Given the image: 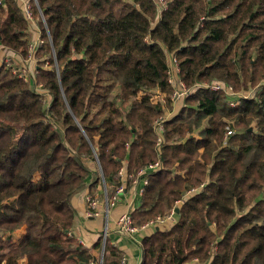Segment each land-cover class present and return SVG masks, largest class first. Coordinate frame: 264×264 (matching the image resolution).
I'll list each match as a JSON object with an SVG mask.
<instances>
[{
  "label": "trees",
  "instance_id": "16d2710c",
  "mask_svg": "<svg viewBox=\"0 0 264 264\" xmlns=\"http://www.w3.org/2000/svg\"><path fill=\"white\" fill-rule=\"evenodd\" d=\"M166 1L157 18L154 0H29L43 40L34 78L0 64V264H121L109 237L100 262L73 235L72 199L103 197L104 183L112 195L122 168L157 160L133 222L179 211L143 237L141 264H264V0ZM29 38L22 5L0 0V47L26 60ZM169 53L189 88L255 94L198 87L157 148L155 121L175 103Z\"/></svg>",
  "mask_w": 264,
  "mask_h": 264
},
{
  "label": "built area",
  "instance_id": "2783aa9c",
  "mask_svg": "<svg viewBox=\"0 0 264 264\" xmlns=\"http://www.w3.org/2000/svg\"><path fill=\"white\" fill-rule=\"evenodd\" d=\"M37 2V0H35ZM154 2L156 3L157 9H158V17L157 18H161L163 11L167 8V1L166 0H154ZM22 10L23 13L25 15V17L28 19V21L33 22L35 21V18L33 16L32 13V9H31V4L29 1L24 2V4H22ZM43 21H45V18L42 16ZM42 38L41 36L38 37V39L36 41H31L30 42V56L28 59L24 60L22 59V61H24L25 64H23V69L22 72L20 70L17 69V67L15 65H13L14 63H12L11 60H9V57L6 55H9V51L6 47L1 46L0 47V56L1 53H3V57L0 61V64H2L3 62H6L7 64H11L14 68V72L20 74V76H22L25 80H32L34 78L31 76L30 78L28 77V74L25 73V68H26V62L27 60H32V53L34 51H36L38 45L40 43H42ZM6 52V53H5ZM15 54V53H14ZM14 54L12 56H14ZM16 56V55H15ZM169 59H168V82L174 87V91L172 94V98L174 99L175 103L177 101H181L183 100L185 97H187L188 95H190L193 91H195L198 87H205V88H209V89H213V90H224L228 95L231 96H235L237 93H235L233 91V88L230 85H227L223 82H212L211 83H198L196 84L193 88H189L186 84V82L182 79L181 77V66H180V62L178 60V57L175 53H169L168 55ZM231 105H234L235 102L231 101L230 102ZM170 113V111H168ZM167 114V113H166ZM163 115L160 116L156 121H155V130L157 133V148H160L161 144L164 141V123L165 120L169 118V116L167 115ZM233 132L232 130H228L226 133V136L231 135ZM162 168V162L160 160H157L155 162L149 163L148 165H146L145 167H143L142 169H140L136 174H127V171L125 170V168H122L120 170V175L123 176V178L126 179V181L121 185H119L116 189V191L110 195L107 189L106 184L104 183V193H103V197L102 200L98 195H86V203H87V212L89 215L91 216H99L101 214V211L99 209V205L100 202L102 201L104 203V209H105V213L108 217L109 212L111 210V208L116 207L121 199V196L123 193H125L127 191L126 188V182H127V178H131L132 179V187L135 189L134 193L135 196H138L141 198V196L144 193L145 190V186L149 183V179H148V174L153 172V171H157L159 169ZM176 216V211L175 209H172L167 215L164 216H160L158 215L155 219L147 222L145 224L144 227L146 226H156V225H160V224H165L167 221H171L174 220ZM141 228L138 227L137 225L134 224L132 216L130 214V211H126L124 212L118 220V231L120 233L123 234H128L134 237L135 234H137V232L140 230ZM109 237V227H108V223L105 227V230L103 231L102 234V238H103V249L101 252V262H102V258H103V254H104V245L106 243L107 238ZM121 264H126V257L125 255H123Z\"/></svg>",
  "mask_w": 264,
  "mask_h": 264
},
{
  "label": "crops",
  "instance_id": "0c3cea01",
  "mask_svg": "<svg viewBox=\"0 0 264 264\" xmlns=\"http://www.w3.org/2000/svg\"><path fill=\"white\" fill-rule=\"evenodd\" d=\"M17 1L20 4H24V2H27L28 0ZM30 30L32 41H36L38 37H40V30L36 20L30 23ZM16 58L25 64L19 55H16ZM32 61L33 58L32 60H27L26 64L34 65L35 70L36 64ZM32 74L34 75V72H32ZM123 180L124 182L126 181L125 178H123ZM88 191L89 188H85L77 193L72 199L73 205L77 210V217L72 229L73 235H75L81 243L90 250L94 257H99L101 262L100 250L95 248V244L99 241L108 223L110 241L121 250L123 255H125L126 264H141L143 258V249L141 244L142 239L144 236L151 234L155 229H157V225L141 228L137 234L134 235V237L128 234L120 233L117 230L119 217L124 212L135 209L140 203V197L135 196V189L132 187L122 194L118 205L111 208L108 217L105 213L104 203L102 201L99 205V209L101 211L99 216H91L88 214L87 203L85 200V196ZM100 193L101 192L98 191L96 195L101 197ZM176 220L177 216H175L174 220L167 221L165 223L166 225H163L162 227L170 228Z\"/></svg>",
  "mask_w": 264,
  "mask_h": 264
},
{
  "label": "rangeland",
  "instance_id": "374dc122",
  "mask_svg": "<svg viewBox=\"0 0 264 264\" xmlns=\"http://www.w3.org/2000/svg\"><path fill=\"white\" fill-rule=\"evenodd\" d=\"M29 1V0H28ZM22 5V4H21ZM30 22V21H29ZM37 22V21H36ZM30 23H32V22H30ZM38 24V23H37ZM39 27V26H38ZM29 41L31 42L32 41V35H31V30H30V38H29ZM6 53V52H5ZM14 54V52H9V55H6V56H8L9 57V60H11L12 61V63H14L13 65H15L16 67H17V69L18 70H20L21 72H22V69H23V63L19 60V59H17L16 58V56L15 55H17V54H14V56H12ZM32 58H33V61L32 62H34V64H37V62H38V60H37V58L35 57V51L32 53ZM2 58H4L3 57V53H1V56H0V61H1V59ZM42 58H46V56H43ZM168 59H169V57H168ZM45 65H47V63H45ZM36 68V67H35ZM36 70V69H35ZM35 70H34V65H31V64H26V68H25V73H27L28 74V77L30 78L31 76L33 77V74H32V72H34V74H35ZM14 72V71H13ZM19 75V74H18ZM214 82H219V81H213V83ZM205 83H211L212 84V82H205ZM209 89V88H208ZM38 91L39 92H41V93H43V92H46L45 90H43L41 87H38ZM255 94V89H248V91H242V90H240V91H237V94L235 95V96H233V97H238V96H243V95H254ZM46 97H48V98H50V94L48 93V92H46ZM236 99H233V101H235ZM183 105H184V103L182 102L181 103V101H177L176 103H174L173 104V107L172 108H169L168 107V109H166L167 111H170V113L169 112H167V116H169V118H172V117H174L177 113H180L181 111H182V109H183ZM188 105H191L190 103L188 104ZM189 112V111H188ZM188 112H185V113H188ZM184 113V112H183ZM185 115H187V114H185ZM205 122H206V119L204 118V119H200V118H192L191 119V125H192V132L195 134V135H200L201 134V132H202V129L204 128V126H205ZM238 129H239V127H237ZM126 170V169H125ZM101 198V200H102V197H100Z\"/></svg>",
  "mask_w": 264,
  "mask_h": 264
},
{
  "label": "water",
  "instance_id": "95a60500",
  "mask_svg": "<svg viewBox=\"0 0 264 264\" xmlns=\"http://www.w3.org/2000/svg\"><path fill=\"white\" fill-rule=\"evenodd\" d=\"M175 211L178 212V211H179V208H176ZM157 229H158V228H157Z\"/></svg>",
  "mask_w": 264,
  "mask_h": 264
}]
</instances>
